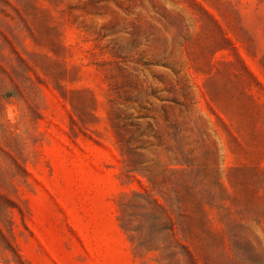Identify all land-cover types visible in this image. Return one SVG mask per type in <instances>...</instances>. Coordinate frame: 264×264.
I'll return each instance as SVG.
<instances>
[{
    "label": "rangeland",
    "instance_id": "1",
    "mask_svg": "<svg viewBox=\"0 0 264 264\" xmlns=\"http://www.w3.org/2000/svg\"><path fill=\"white\" fill-rule=\"evenodd\" d=\"M0 264H264V0H0Z\"/></svg>",
    "mask_w": 264,
    "mask_h": 264
}]
</instances>
